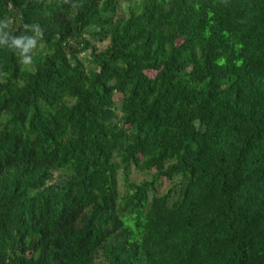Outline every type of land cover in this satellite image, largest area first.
<instances>
[{"label": "trees", "instance_id": "1", "mask_svg": "<svg viewBox=\"0 0 264 264\" xmlns=\"http://www.w3.org/2000/svg\"><path fill=\"white\" fill-rule=\"evenodd\" d=\"M4 18L42 40L0 48V264H264V0Z\"/></svg>", "mask_w": 264, "mask_h": 264}, {"label": "clouds", "instance_id": "2", "mask_svg": "<svg viewBox=\"0 0 264 264\" xmlns=\"http://www.w3.org/2000/svg\"><path fill=\"white\" fill-rule=\"evenodd\" d=\"M9 24L8 19H0V48L12 51L21 65L30 67L34 50L42 40L41 28L36 23L25 24L20 35H12L8 30Z\"/></svg>", "mask_w": 264, "mask_h": 264}, {"label": "rangeland", "instance_id": "3", "mask_svg": "<svg viewBox=\"0 0 264 264\" xmlns=\"http://www.w3.org/2000/svg\"><path fill=\"white\" fill-rule=\"evenodd\" d=\"M118 96H115V99H117ZM142 174H132L131 178H133L135 181H138L142 178Z\"/></svg>", "mask_w": 264, "mask_h": 264}]
</instances>
